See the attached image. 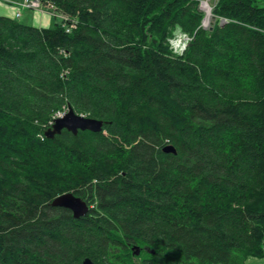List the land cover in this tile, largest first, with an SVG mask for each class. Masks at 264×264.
Here are the masks:
<instances>
[{"label":"trees","instance_id":"1","mask_svg":"<svg viewBox=\"0 0 264 264\" xmlns=\"http://www.w3.org/2000/svg\"><path fill=\"white\" fill-rule=\"evenodd\" d=\"M41 1L68 20L0 18V264L264 257V0ZM70 106L102 130L46 137Z\"/></svg>","mask_w":264,"mask_h":264},{"label":"water","instance_id":"2","mask_svg":"<svg viewBox=\"0 0 264 264\" xmlns=\"http://www.w3.org/2000/svg\"><path fill=\"white\" fill-rule=\"evenodd\" d=\"M103 124L104 122L102 120L90 118L76 113L74 108L70 106L69 111L64 116L55 119L54 124L45 132V135L48 138H54L64 129L73 132L75 135L78 134L80 130L100 132L103 128ZM164 151L166 153H177V150L174 146H165ZM52 205L71 210L75 218L85 216L90 210L88 203L82 198L76 196L73 192L59 195L52 201ZM133 249L135 250V254H140L141 250L139 247L135 246ZM79 264H95V262L90 258H85Z\"/></svg>","mask_w":264,"mask_h":264},{"label":"built area","instance_id":"3","mask_svg":"<svg viewBox=\"0 0 264 264\" xmlns=\"http://www.w3.org/2000/svg\"><path fill=\"white\" fill-rule=\"evenodd\" d=\"M7 2L13 3L17 6L18 10L16 12V18L21 16V10L22 9H34V10H38L40 12H44L47 11L49 13H51L52 15H57L56 11H55V6L53 3L48 2V3H42L41 0H15V1H9V0H5ZM199 1V7L202 11L205 12V18L203 19L202 23L203 26L206 27L208 26V20H211L213 18V14H212V9L213 6L211 5V0H198ZM209 8H211V12L209 13ZM64 20H68V17L65 15H61ZM72 23V22H71ZM68 23L67 25L71 24ZM189 37L187 36H182L177 38V43H178V47L177 48H181V51H183L186 48V44L189 41ZM174 41V45L175 42ZM67 111V109L62 110V111H58L55 115H54V120L50 123H54L55 119L63 116L65 114V112ZM263 249H264V242H263Z\"/></svg>","mask_w":264,"mask_h":264},{"label":"rangeland","instance_id":"4","mask_svg":"<svg viewBox=\"0 0 264 264\" xmlns=\"http://www.w3.org/2000/svg\"><path fill=\"white\" fill-rule=\"evenodd\" d=\"M211 5L214 6L213 4V0H211ZM45 13V14H44ZM37 14H43V15H47L48 17H50L51 22L46 23L45 25L47 26L49 23V25H54L55 21L58 20L61 22V17H55L52 16L50 13H48L47 11H44L43 13L38 11V10H34V9H22L21 10V15L20 17H17V20L23 24H28V25H36V20H35V16ZM204 18H205V12H204ZM203 18V19H204ZM214 18V16H213ZM203 21V20H202ZM208 27V26H206ZM214 27V26H213ZM211 28V27H210ZM173 41H176L173 39ZM178 47V43L177 41L175 42V45L173 46V48H177ZM177 51V49H176ZM178 52V51H177ZM246 264H264V257H250L248 258Z\"/></svg>","mask_w":264,"mask_h":264},{"label":"crops","instance_id":"5","mask_svg":"<svg viewBox=\"0 0 264 264\" xmlns=\"http://www.w3.org/2000/svg\"><path fill=\"white\" fill-rule=\"evenodd\" d=\"M17 10H18V8L15 4H12V3L7 2L5 0H0V18L3 16L16 18ZM35 20H36V25H34V26H38V27L52 26V25H49L50 23L47 26L45 25L46 23L51 22L50 17H48L47 15L37 14L35 16Z\"/></svg>","mask_w":264,"mask_h":264},{"label":"bare ground","instance_id":"6","mask_svg":"<svg viewBox=\"0 0 264 264\" xmlns=\"http://www.w3.org/2000/svg\"><path fill=\"white\" fill-rule=\"evenodd\" d=\"M55 11H56V9H55ZM212 11H213V9H212ZM204 12V11H203ZM211 12V8H209V13ZM49 13V12H48ZM56 13H57V11H56ZM51 14V13H50ZM212 14H213V12H212ZM52 15V14H51ZM52 16H55V15H52ZM55 17H61V19L63 18L59 13H57V15L55 16ZM74 22H75V19H73V22L71 23V24H69V25H67V24H65V23H63L62 22V24H63V26L65 27V29H66V31H70L71 30V28L74 26ZM216 22H219V24H224V23H226L227 22V20L225 19V18H222V17H214V18H212L211 20H208V27H205V28H210L211 27V29L213 28V26L216 24ZM202 26H203V23H202ZM187 45L188 44H186V47H187ZM176 49H177V51H176ZM175 50V52H177V53H181L182 51H181V48H175L174 49ZM67 109V111L65 112V114L69 111V107L68 108H66ZM64 114V115H65ZM63 115V116H64ZM60 117H62V116H60ZM39 132V131H38ZM38 137H40V136H38ZM169 146V145H168Z\"/></svg>","mask_w":264,"mask_h":264}]
</instances>
